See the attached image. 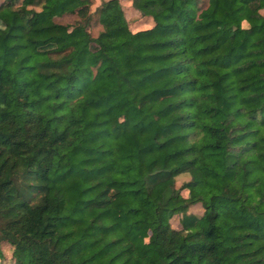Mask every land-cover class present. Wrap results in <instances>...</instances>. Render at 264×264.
Masks as SVG:
<instances>
[{"label":"trees","instance_id":"1","mask_svg":"<svg viewBox=\"0 0 264 264\" xmlns=\"http://www.w3.org/2000/svg\"><path fill=\"white\" fill-rule=\"evenodd\" d=\"M129 1L0 0V255L264 264V0Z\"/></svg>","mask_w":264,"mask_h":264},{"label":"rangeland","instance_id":"2","mask_svg":"<svg viewBox=\"0 0 264 264\" xmlns=\"http://www.w3.org/2000/svg\"><path fill=\"white\" fill-rule=\"evenodd\" d=\"M100 2L101 0H92V4L90 6L91 11H93L92 12L93 13V17H92L93 24L91 26L92 34H97L98 31L102 28L101 24L98 22L97 14L96 12H94L96 5H98ZM120 2L122 3L124 7L125 14H126V17L130 21V25L133 26L135 24L133 19L136 16V13H137L136 10H134L129 0H120ZM260 11L264 14V8L261 9ZM76 17L77 16L74 13H67L61 16H57L56 20L61 21V22H66V23H73ZM242 23L243 25H247V22L245 20ZM185 177L186 175H179L177 177V183H180ZM190 209L195 212H200L202 207L200 206V204H195L191 206ZM171 223L173 226L179 225L177 214L171 217ZM0 262L3 264H13L12 246L7 241H2V253L0 255Z\"/></svg>","mask_w":264,"mask_h":264},{"label":"crops","instance_id":"3","mask_svg":"<svg viewBox=\"0 0 264 264\" xmlns=\"http://www.w3.org/2000/svg\"><path fill=\"white\" fill-rule=\"evenodd\" d=\"M196 204H199V203H196ZM194 205H195V204H194ZM192 206H193V205H192ZM200 206H201V205H200ZM201 207H202V206H201ZM190 210H191V209H190ZM201 211H202V209H201ZM201 211H200V212H201Z\"/></svg>","mask_w":264,"mask_h":264}]
</instances>
